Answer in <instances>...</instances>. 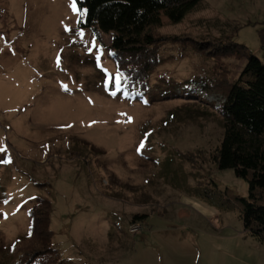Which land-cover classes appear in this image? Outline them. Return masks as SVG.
Masks as SVG:
<instances>
[{
	"label": "rangeland",
	"instance_id": "obj_1",
	"mask_svg": "<svg viewBox=\"0 0 264 264\" xmlns=\"http://www.w3.org/2000/svg\"><path fill=\"white\" fill-rule=\"evenodd\" d=\"M81 17L76 0H0V264L35 241L38 196L53 209L55 264H264L238 201L249 182L212 158L222 95L199 86L235 81L247 59L165 42L140 92L116 68L112 34L100 40ZM150 26L226 37L264 62V0H193L132 32ZM135 215L146 217L132 233Z\"/></svg>",
	"mask_w": 264,
	"mask_h": 264
},
{
	"label": "trees",
	"instance_id": "obj_2",
	"mask_svg": "<svg viewBox=\"0 0 264 264\" xmlns=\"http://www.w3.org/2000/svg\"><path fill=\"white\" fill-rule=\"evenodd\" d=\"M193 0H76L82 12L81 25L90 28L101 40L112 34L109 45L114 51L116 68L132 89L148 91L152 70L161 63L159 48L165 42L192 44L216 59H247L239 77L213 78L199 84L205 93H220L217 107L223 116L224 138L212 158L218 169L233 168L237 176L249 182V196L239 198L244 227L264 242V62L248 48L226 37L217 40L159 35L153 26L140 33L134 28L148 16ZM264 34V32H263ZM262 34V35H263ZM264 38V37H263ZM264 41V40H263ZM193 47V48H194ZM187 90L195 91L191 86ZM49 199L37 197L30 209L28 242L16 264H55L52 255ZM146 215H135V221ZM23 252V253H22ZM38 258L42 260L37 262Z\"/></svg>",
	"mask_w": 264,
	"mask_h": 264
},
{
	"label": "built area",
	"instance_id": "obj_3",
	"mask_svg": "<svg viewBox=\"0 0 264 264\" xmlns=\"http://www.w3.org/2000/svg\"><path fill=\"white\" fill-rule=\"evenodd\" d=\"M143 223L141 221H134L133 223L130 224L129 230L132 233H137L140 230H142Z\"/></svg>",
	"mask_w": 264,
	"mask_h": 264
},
{
	"label": "snow or ice",
	"instance_id": "obj_4",
	"mask_svg": "<svg viewBox=\"0 0 264 264\" xmlns=\"http://www.w3.org/2000/svg\"><path fill=\"white\" fill-rule=\"evenodd\" d=\"M73 8H74V10H75V5H73ZM141 147H143V145H141ZM0 150H2V149H0Z\"/></svg>",
	"mask_w": 264,
	"mask_h": 264
}]
</instances>
